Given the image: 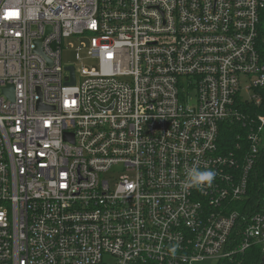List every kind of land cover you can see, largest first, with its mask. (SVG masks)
I'll use <instances>...</instances> for the list:
<instances>
[{
  "label": "built area",
  "instance_id": "2783aa9c",
  "mask_svg": "<svg viewBox=\"0 0 264 264\" xmlns=\"http://www.w3.org/2000/svg\"><path fill=\"white\" fill-rule=\"evenodd\" d=\"M263 50L264 0H0V264L264 256Z\"/></svg>",
  "mask_w": 264,
  "mask_h": 264
},
{
  "label": "trees",
  "instance_id": "16d2710c",
  "mask_svg": "<svg viewBox=\"0 0 264 264\" xmlns=\"http://www.w3.org/2000/svg\"><path fill=\"white\" fill-rule=\"evenodd\" d=\"M262 110L263 109H256L252 106H245L241 111L243 113L251 114L254 112L263 113ZM245 134V131L240 128L237 123H234L233 125L228 122L223 123L220 127L218 141L220 151L227 155H235L239 153L236 149V145L239 143L246 145L244 139ZM243 147L245 148L246 146L243 145ZM248 187L249 193L253 198H256V196L259 197L260 194L264 193V147L260 149L256 160L254 161L248 177ZM261 258L262 255L260 251L256 248H251L239 257L238 264H263ZM145 264L154 263L149 262Z\"/></svg>",
  "mask_w": 264,
  "mask_h": 264
},
{
  "label": "clouds",
  "instance_id": "9594fccd",
  "mask_svg": "<svg viewBox=\"0 0 264 264\" xmlns=\"http://www.w3.org/2000/svg\"><path fill=\"white\" fill-rule=\"evenodd\" d=\"M215 176L216 173L213 170L201 171L198 168H193L189 173L188 183L194 187L211 186ZM172 251L174 252L175 249H172Z\"/></svg>",
  "mask_w": 264,
  "mask_h": 264
},
{
  "label": "rangeland",
  "instance_id": "374dc122",
  "mask_svg": "<svg viewBox=\"0 0 264 264\" xmlns=\"http://www.w3.org/2000/svg\"><path fill=\"white\" fill-rule=\"evenodd\" d=\"M65 59L69 62H73L74 58H73V55L69 52L65 55ZM83 65L86 66L87 68L96 67V63L94 61H84ZM77 68L79 67L77 66ZM263 140H264V136H263ZM199 264H219V263L215 259H210V260H206Z\"/></svg>",
  "mask_w": 264,
  "mask_h": 264
},
{
  "label": "water",
  "instance_id": "95a60500",
  "mask_svg": "<svg viewBox=\"0 0 264 264\" xmlns=\"http://www.w3.org/2000/svg\"><path fill=\"white\" fill-rule=\"evenodd\" d=\"M36 51L37 52H40V50L38 48H37ZM66 69L71 73V82H70V84L73 85V83H74V79H73V68L72 67H67ZM38 109L41 110V109H43V107L40 104H38ZM261 261L264 264V256H262Z\"/></svg>",
  "mask_w": 264,
  "mask_h": 264
}]
</instances>
